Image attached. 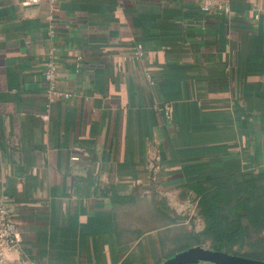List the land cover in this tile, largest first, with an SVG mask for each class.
I'll use <instances>...</instances> for the list:
<instances>
[{"label": "crops", "instance_id": "obj_1", "mask_svg": "<svg viewBox=\"0 0 264 264\" xmlns=\"http://www.w3.org/2000/svg\"><path fill=\"white\" fill-rule=\"evenodd\" d=\"M25 1L0 0V197L23 239L6 264L220 251L194 188L264 174V0ZM51 61L73 98H50Z\"/></svg>", "mask_w": 264, "mask_h": 264}, {"label": "trees", "instance_id": "obj_2", "mask_svg": "<svg viewBox=\"0 0 264 264\" xmlns=\"http://www.w3.org/2000/svg\"><path fill=\"white\" fill-rule=\"evenodd\" d=\"M194 189L207 224L204 233L214 239L220 251L239 254L233 250L235 245L245 244L251 232L264 231V174L235 187ZM243 255L257 258L254 252Z\"/></svg>", "mask_w": 264, "mask_h": 264}, {"label": "built area", "instance_id": "obj_3", "mask_svg": "<svg viewBox=\"0 0 264 264\" xmlns=\"http://www.w3.org/2000/svg\"><path fill=\"white\" fill-rule=\"evenodd\" d=\"M51 9L54 10L59 0H48ZM40 0H26L25 4L30 6L38 4ZM202 11L209 14L213 11L230 14L231 6L228 2L222 0H203L201 5ZM136 55L144 56V48L140 44ZM46 80L49 83L48 93L52 100H69L74 97V94L68 91H59L56 89L57 65L51 61L48 65ZM22 235L18 226L16 215L7 195L0 197V264H6L8 255L21 248ZM28 264H37L30 261Z\"/></svg>", "mask_w": 264, "mask_h": 264}, {"label": "water", "instance_id": "obj_4", "mask_svg": "<svg viewBox=\"0 0 264 264\" xmlns=\"http://www.w3.org/2000/svg\"><path fill=\"white\" fill-rule=\"evenodd\" d=\"M199 262L216 264H264V260L226 251L213 250L203 246H197L181 252L163 264H195Z\"/></svg>", "mask_w": 264, "mask_h": 264}, {"label": "rangeland", "instance_id": "obj_5", "mask_svg": "<svg viewBox=\"0 0 264 264\" xmlns=\"http://www.w3.org/2000/svg\"><path fill=\"white\" fill-rule=\"evenodd\" d=\"M246 224L248 225L247 222ZM244 245L243 249H239L237 251L238 253L246 254L254 252L258 259L264 260V231L261 234L251 232Z\"/></svg>", "mask_w": 264, "mask_h": 264}]
</instances>
